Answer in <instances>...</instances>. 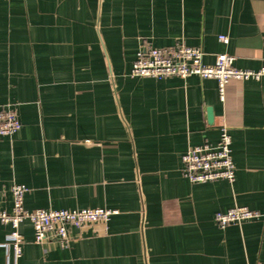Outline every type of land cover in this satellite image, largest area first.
I'll return each instance as SVG.
<instances>
[{"label": "crops", "instance_id": "0c3cea01", "mask_svg": "<svg viewBox=\"0 0 264 264\" xmlns=\"http://www.w3.org/2000/svg\"><path fill=\"white\" fill-rule=\"evenodd\" d=\"M179 44L260 69L264 0H0V109L22 122L0 137V212L15 184L29 211H117L66 246L24 222L19 258L0 222V264H264V82L232 79L222 101L214 79L130 77L141 48ZM222 125L236 180L191 183L183 155ZM236 206L262 217L220 228Z\"/></svg>", "mask_w": 264, "mask_h": 264}, {"label": "built area", "instance_id": "2783aa9c", "mask_svg": "<svg viewBox=\"0 0 264 264\" xmlns=\"http://www.w3.org/2000/svg\"><path fill=\"white\" fill-rule=\"evenodd\" d=\"M220 41L228 43L226 36ZM203 52L194 47L179 44L170 48L143 47L137 54L130 70V77L166 79L179 77L186 79L197 76L202 79H214L218 82L220 99L224 101L228 82L232 79L264 82V65L258 70H246L234 65L235 57L228 54L218 55L214 65L203 63ZM22 128V122L12 105L0 109V137H12ZM216 144L204 143L191 146L182 157L183 174L193 184L215 181L236 180V165L232 156V136L229 128L222 125ZM29 189L26 185L15 184L12 188L14 198L11 212H0V222L9 224L5 246L12 247L17 258L22 255L24 244L19 229L22 223L29 222L34 231V242L57 241L66 246L70 240L71 229H84L93 223H107L117 211L97 209L56 210L25 208V196ZM262 217L258 211L248 207L236 206L215 215L217 225L224 229L230 225L253 221Z\"/></svg>", "mask_w": 264, "mask_h": 264}, {"label": "water", "instance_id": "95a60500", "mask_svg": "<svg viewBox=\"0 0 264 264\" xmlns=\"http://www.w3.org/2000/svg\"><path fill=\"white\" fill-rule=\"evenodd\" d=\"M208 118H209L210 122L213 120V112L211 109L208 110Z\"/></svg>", "mask_w": 264, "mask_h": 264}]
</instances>
